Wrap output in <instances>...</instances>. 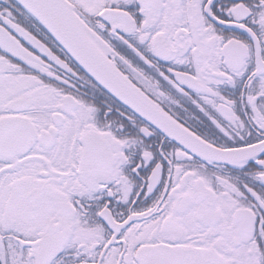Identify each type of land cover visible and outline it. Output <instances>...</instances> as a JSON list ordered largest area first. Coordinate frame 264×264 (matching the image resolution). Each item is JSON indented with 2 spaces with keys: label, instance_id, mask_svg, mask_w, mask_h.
Here are the masks:
<instances>
[{
  "label": "snow or ice",
  "instance_id": "6c2138e0",
  "mask_svg": "<svg viewBox=\"0 0 264 264\" xmlns=\"http://www.w3.org/2000/svg\"><path fill=\"white\" fill-rule=\"evenodd\" d=\"M0 264H264V0H0Z\"/></svg>",
  "mask_w": 264,
  "mask_h": 264
}]
</instances>
